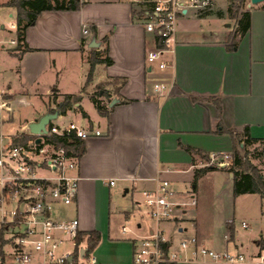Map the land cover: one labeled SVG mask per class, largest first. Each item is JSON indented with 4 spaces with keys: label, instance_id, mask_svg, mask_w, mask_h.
I'll list each match as a JSON object with an SVG mask.
<instances>
[{
    "label": "crops",
    "instance_id": "crops-1",
    "mask_svg": "<svg viewBox=\"0 0 264 264\" xmlns=\"http://www.w3.org/2000/svg\"><path fill=\"white\" fill-rule=\"evenodd\" d=\"M8 1H1L0 7L8 16H17V9L5 4ZM85 2L79 10L43 11L36 24L27 29L30 50H19L12 39L6 46L7 40L0 38V149L14 137L28 134L29 124L52 112L64 95H81L90 63L79 92H63L60 84L56 86L62 72L57 56L62 55L61 62L68 63L70 57L81 54L84 65L88 53L94 50L90 44L95 39L101 43L96 50L108 48L106 54L113 63L96 65L88 93L82 94L75 105H81L89 117L71 109L59 120L74 121L69 113H78L81 121L77 123L99 129L102 134L85 140L78 197L72 205L56 209L60 211L57 216L54 211V216L77 217L81 231H98L101 240L95 254L102 264H130L135 242L156 229L165 230L169 245L177 251H181L182 238L196 236L200 244L241 253L247 259L245 264H259L264 249L257 241L264 238V228L245 245L236 238L232 218L225 220L227 232L221 239L202 215L204 198L211 188L219 187V181L227 182L233 191L232 172L201 170L209 164L202 153L211 156L233 152L231 135L218 132L222 127L242 129L249 125L253 137L264 139V8L250 9L251 29L240 38L236 50L227 49V34L221 36L214 30L213 23L221 20L217 15L199 16L197 9L180 15L176 44L164 52L170 66L150 72L146 53L157 42L145 29L150 5L147 0ZM14 25L17 21L11 24L16 29ZM85 26L87 34L83 33ZM99 69L103 74L97 79ZM45 71L56 73L58 78L48 81L44 93L29 82ZM117 77L125 82H111ZM166 78L174 85L170 94L163 96L152 83ZM99 83L106 84L105 90L114 94L106 105L108 116H102L95 104L92 110L84 105L87 98L92 101L90 95ZM113 99L118 101L111 106ZM20 106L33 109L22 117ZM16 115H20L17 121ZM14 122L15 128L5 131L6 125ZM180 143L195 151L190 153ZM262 150V157L250 159L264 178V145ZM161 179H169L181 197L192 193L197 199L181 221L157 223L141 209V191L154 189ZM249 195L254 196L259 217L264 219V198L259 193L234 198L250 199ZM132 220H136L134 227L128 225ZM177 264L219 263L188 257Z\"/></svg>",
    "mask_w": 264,
    "mask_h": 264
},
{
    "label": "built area",
    "instance_id": "built-area-1",
    "mask_svg": "<svg viewBox=\"0 0 264 264\" xmlns=\"http://www.w3.org/2000/svg\"><path fill=\"white\" fill-rule=\"evenodd\" d=\"M212 1L147 0L150 5L145 13V29L157 42L146 53L150 72H156L154 66L161 71L170 66L164 52L176 44L180 15L191 9H205ZM88 32L85 26L83 33ZM11 42L17 45L18 39ZM173 85L169 78L153 81L154 90L163 96L170 94ZM60 116L39 134L31 133L28 127L31 139L27 143L14 144L12 140L0 149V228L5 226L6 231H12L9 242L13 246L12 264H102L95 251L87 253L86 244H78L79 219L54 216L56 209L76 201L81 174L80 159L53 140L55 137L86 140L102 132L76 121L62 123ZM39 137L41 141L37 142ZM232 161L233 154L215 153L210 156L209 164L221 167ZM141 195L140 204L157 223L181 221L187 209L197 204L192 193L181 197L169 179H161L154 189H144ZM242 224L248 227L246 222ZM179 245L181 251L175 250L169 245L165 230H153L135 242L130 264H165L188 257L210 259L219 264L247 262L243 254L200 244L196 236L182 238ZM82 249H85L83 255ZM259 260V264H264V255Z\"/></svg>",
    "mask_w": 264,
    "mask_h": 264
},
{
    "label": "trees",
    "instance_id": "trees-1",
    "mask_svg": "<svg viewBox=\"0 0 264 264\" xmlns=\"http://www.w3.org/2000/svg\"><path fill=\"white\" fill-rule=\"evenodd\" d=\"M85 0H9L5 4L17 9V39L18 49L21 51L30 50L27 44V29L36 24L39 16L43 11H63V10H79ZM212 14L208 10H199V16H205ZM218 17H222V11L217 12ZM252 25V13L250 9H246L240 12L237 18V28L233 35L229 37L227 49L236 50L239 45V40L250 29ZM107 39H105L106 41ZM108 48L104 51H99L94 48L92 55L89 59L90 68L87 75L86 84L81 90V95L78 94H66L62 103H57V109H52V112L58 111L59 114H67L68 110L78 109L84 117H89L88 113L81 105L75 106L76 103L81 101L82 94L88 93L87 89L91 83L95 67L98 63H104L110 65L113 63L112 58L106 54ZM111 82L122 85L125 82L124 78H113ZM110 94L108 91H99L92 93L91 100L95 104L96 108L102 116H108L110 109L103 104L100 97H108ZM100 96V97H99ZM218 132H224L231 135L233 140V161L228 165L218 167L216 165L208 164L201 172L210 170H225L233 173V192L235 196L245 193H259L264 196V178L257 171V167L251 163L249 155L252 153L255 157H262L263 155V138H256L251 135L250 126L245 125L242 129L226 128L222 127ZM31 139L29 134H22L18 137H14V144H25ZM58 145H63L72 152L79 159L85 152V140L77 137L65 138L55 137L53 139ZM180 146L184 147L190 153H193L195 149L191 146H184L180 143ZM202 157L210 160V154L202 153ZM198 173V171H197ZM198 176V174H196ZM6 227L0 228V264H4L6 260V252L4 246L7 241L4 238ZM101 240V234L96 231H80L78 234L77 242L86 244L87 253L95 251ZM261 249H264V238L257 241ZM168 245V244H167ZM165 264H177V262H168Z\"/></svg>",
    "mask_w": 264,
    "mask_h": 264
},
{
    "label": "rangeland",
    "instance_id": "rangeland-1",
    "mask_svg": "<svg viewBox=\"0 0 264 264\" xmlns=\"http://www.w3.org/2000/svg\"><path fill=\"white\" fill-rule=\"evenodd\" d=\"M1 1L5 2L8 0H0V4H2ZM251 8L263 9L264 2L251 4V0H213L212 4L209 7L198 10H208L212 12L213 15H217V12L222 11V17H220L221 20H216V22L213 23L216 26L214 30H217L221 36H225L227 34L230 37L231 35H233L234 31L237 28V18L240 12ZM16 18V15L14 17L8 16L7 10L0 7V38L7 40L6 46H10L11 44L9 41L11 39H16L17 37L16 29L11 26L12 23L16 22ZM2 25H4V27H2ZM100 46L101 43L98 47L95 48H100ZM92 52L93 50H90V52L88 53V61L92 55ZM61 58L62 55L57 56L58 66L62 67V72L58 75L60 83L56 81V86L60 84L59 86L63 92H79V89L81 87V79L82 76H85V69L89 65V62L85 61L83 65V57L81 54H78V56H73V58L70 57L68 63H66V61L62 63ZM154 68L155 71L158 70L157 66H154ZM102 74V70L99 69L98 74L96 75L97 79L102 78ZM58 76L56 77V73L54 72L45 71L41 74L40 77L38 76L39 79H37L36 81L32 80V82L29 83H32L34 87H39L40 90L45 93L49 86L48 81L53 78L55 79V77L58 78ZM105 86L106 84L99 83L95 86L93 91H106ZM113 96L114 94H110L108 97H101V100L103 99L102 102L107 105L110 101L109 97ZM84 105L86 108L92 110L94 103L87 98ZM54 107L55 109L57 108V106ZM20 108V115L22 117H24L33 109L32 107L22 108V106H20ZM20 115H16L15 121L19 120ZM69 116L71 120H74L76 122L81 121V117L80 115H78V113H69ZM15 126V122L9 126L6 125L5 131L11 132L15 128ZM254 156L255 155L251 153L249 155V159L251 158L254 160H258L255 159ZM251 163L254 164L252 161ZM254 165L256 166V164ZM256 167L257 171L262 175L261 169L258 166ZM219 183V187H217L216 189L211 188L209 195L204 198L202 215L204 218H208L221 239H223L224 234L227 232L224 224L225 220L232 218V220H234L236 238L242 241L243 244L247 245L250 243L251 238L264 228V219L259 217L258 206L256 204V201L253 200L254 196L249 195L250 199H247L245 195L244 197L237 198L235 200L232 188H229V184L227 182L223 184L222 180L219 181ZM262 197L264 198V196ZM141 209L145 210L143 205H141ZM59 211L60 210L56 211V216ZM143 213L145 214L144 211ZM243 221L247 223L248 227H244L242 225ZM135 223L136 220H132L128 225L134 227ZM144 223H146V220H144ZM11 237L12 231H5L4 238L7 243L4 246V250L6 252V260L4 264H12L13 246L9 244L12 239ZM246 255L250 257L248 253H246Z\"/></svg>",
    "mask_w": 264,
    "mask_h": 264
},
{
    "label": "water",
    "instance_id": "water-1",
    "mask_svg": "<svg viewBox=\"0 0 264 264\" xmlns=\"http://www.w3.org/2000/svg\"><path fill=\"white\" fill-rule=\"evenodd\" d=\"M264 2V0H251V4H258ZM99 42H97L95 39L91 42L90 47L91 48H95L99 46ZM118 100L117 99H113V101L111 102V106L114 105ZM59 112L55 111V112H48L46 114H44L43 116H41L39 119H35L34 121H32L29 124V131L33 134H39L42 131H46V126L54 119H56L59 116ZM41 138L39 137L37 139V142H40ZM233 175V173H232ZM85 249H82L81 253L83 255Z\"/></svg>",
    "mask_w": 264,
    "mask_h": 264
}]
</instances>
